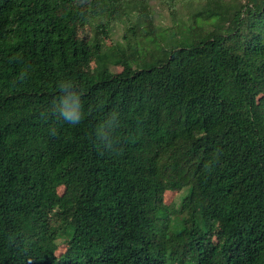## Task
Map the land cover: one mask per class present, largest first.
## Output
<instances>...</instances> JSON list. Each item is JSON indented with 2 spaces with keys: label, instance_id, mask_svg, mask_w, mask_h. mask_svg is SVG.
I'll use <instances>...</instances> for the list:
<instances>
[{
  "label": "trees",
  "instance_id": "trees-1",
  "mask_svg": "<svg viewBox=\"0 0 264 264\" xmlns=\"http://www.w3.org/2000/svg\"><path fill=\"white\" fill-rule=\"evenodd\" d=\"M0 264H264V0H0Z\"/></svg>",
  "mask_w": 264,
  "mask_h": 264
},
{
  "label": "clouds",
  "instance_id": "clouds-1",
  "mask_svg": "<svg viewBox=\"0 0 264 264\" xmlns=\"http://www.w3.org/2000/svg\"><path fill=\"white\" fill-rule=\"evenodd\" d=\"M56 87L60 96L55 103V111L61 119L70 125H80L84 119V106L77 86L71 79H61L57 82Z\"/></svg>",
  "mask_w": 264,
  "mask_h": 264
},
{
  "label": "rangeland",
  "instance_id": "rangeland-1",
  "mask_svg": "<svg viewBox=\"0 0 264 264\" xmlns=\"http://www.w3.org/2000/svg\"><path fill=\"white\" fill-rule=\"evenodd\" d=\"M80 36L84 37V38L85 37H90L91 36L90 28L86 27L85 29L81 30L80 31ZM94 68H95V64L93 62H91L88 65H84V66L79 67V70H83V71L87 72V71H93ZM178 195L179 194H176L175 192H170V191L166 192L165 193V197H164L165 198V202L167 204H170V203L175 202V201L177 202V200L179 199ZM220 230H221V226L218 225L217 226V231L220 232ZM65 248H66V246L64 244L60 243L59 250H58L57 253H62L65 250Z\"/></svg>",
  "mask_w": 264,
  "mask_h": 264
}]
</instances>
